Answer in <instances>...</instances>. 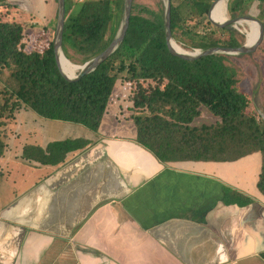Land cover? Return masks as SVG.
<instances>
[{
  "label": "crops",
  "instance_id": "1",
  "mask_svg": "<svg viewBox=\"0 0 264 264\" xmlns=\"http://www.w3.org/2000/svg\"><path fill=\"white\" fill-rule=\"evenodd\" d=\"M39 2L48 22L53 0ZM114 86L96 131L20 115L0 156V264H264L260 152L161 161L136 141L132 92ZM66 138L89 143L55 165L22 156ZM223 186L252 201L224 203Z\"/></svg>",
  "mask_w": 264,
  "mask_h": 264
},
{
  "label": "trees",
  "instance_id": "2",
  "mask_svg": "<svg viewBox=\"0 0 264 264\" xmlns=\"http://www.w3.org/2000/svg\"><path fill=\"white\" fill-rule=\"evenodd\" d=\"M213 1L170 0L173 40L198 51L242 45L230 24L217 26L209 20H196L207 15ZM252 2L259 9L255 18L264 31V0H227V9L235 16ZM64 8L61 49L69 61L82 64L114 38L124 0H64ZM16 9L17 3L0 0V156L6 145L4 122L21 108L96 131L115 82L121 78L132 92L137 143L161 161L224 160L259 151L261 169L256 186L264 195V119L256 115L248 94L238 89L239 66L226 53L194 59L171 53L165 39L163 0L154 6L132 0L122 41L93 70L74 80L59 70L54 38L42 48L25 49V26L36 24L17 21ZM45 27V32L51 28L54 35L55 29ZM201 106L218 120L194 124ZM88 143L83 138H66L51 141L45 148L25 145L22 156L55 165ZM223 192L226 204L245 206L252 201L227 186Z\"/></svg>",
  "mask_w": 264,
  "mask_h": 264
},
{
  "label": "rangeland",
  "instance_id": "3",
  "mask_svg": "<svg viewBox=\"0 0 264 264\" xmlns=\"http://www.w3.org/2000/svg\"><path fill=\"white\" fill-rule=\"evenodd\" d=\"M9 2L17 3V9L15 10L16 14V20L17 21H26L29 24H36V27L34 28H28L29 26L26 25L25 28V36L23 38V42L25 45L26 50H30L33 48H42L43 46H46L47 43L55 37L54 35H51V28L48 30V32L43 29L44 25L48 27H52V29H55L56 31V25H57V17H58V3L56 1L52 2V7L44 5V11L43 14L48 15L51 14L54 6L56 15L52 17H48V22L46 21V18L41 16L40 8H39V0H34L36 3L34 6L35 8L32 11L33 14H30L29 17H27L26 14H22L20 11L21 9L26 10L24 6H22V3L19 0H7ZM139 2H142L154 6L157 0H137ZM255 3V2H254ZM254 3H249L246 8H243L241 12L236 13L235 16H232L230 12L227 9V0H225V12L227 14V19H234V21L230 24L232 28L236 31V36L240 40L242 44H245L246 41V33L249 29L248 23L244 20H241L240 16L242 15H250L257 17L259 9L254 6ZM21 9H20V8ZM194 13V11H192ZM209 14H207L204 17H196V20H202L204 23L206 20H208ZM205 18V19H204ZM50 24V26H49ZM176 42V41H175ZM177 45H180L182 48H184L180 43L176 42ZM189 53H194L195 50L184 48ZM231 59L234 61L233 63H236L237 66H239L241 70V74L239 75V82L237 83L238 89L247 93L252 101V108H254V111L257 113L260 118L264 119V31L263 35L261 37V40L259 43L255 46V48L251 51L245 52L243 54H231ZM71 62V61H70ZM76 65H82L79 63H74ZM79 70H76L75 74L78 73ZM120 89V87H113V90ZM112 90V92H113ZM26 111V112H24ZM28 113L30 115H33L36 118V121L38 123H49V126L55 127L59 126L64 123L65 121L62 120H52L42 117L41 115H38L31 109H19L18 111H14V118L9 119L7 118L4 122V135L5 139L8 137H19L21 136V130L18 129V122L20 120V115L22 113ZM124 114H129V111L127 109H124ZM122 113V114H123ZM200 113L194 120V124H201V123H214L218 120L217 117L212 115L205 107H200ZM70 122V121H69ZM44 123V124H45ZM72 126H75V123L71 122ZM47 126V127H49ZM4 139V140H5Z\"/></svg>",
  "mask_w": 264,
  "mask_h": 264
},
{
  "label": "water",
  "instance_id": "4",
  "mask_svg": "<svg viewBox=\"0 0 264 264\" xmlns=\"http://www.w3.org/2000/svg\"><path fill=\"white\" fill-rule=\"evenodd\" d=\"M214 0L209 8V11L207 14H209L208 16V20L213 23L214 25L217 26H226L231 24L234 19H226L223 22H216L214 21L210 16V10L212 5L215 3ZM164 2V26H165V39H166V43L168 46V49L171 53L178 55L184 59H194L197 58L199 56H203V55H207V54H211V53H226V54H238V53H245L248 51H251L255 48V46L259 43V41L261 40V37L263 35V25L262 23L256 19L254 16H250V15H242L240 16L241 20H254L259 24V35H258V39L256 41L255 44L251 45V46H247L246 44H242L240 46L237 47H219V46H214V47H210L207 48L206 50L203 51H198L196 53H180L175 51L172 46L171 43L174 41L172 38V34H171V30H170V0H163ZM58 3V17H57V25H56V31H55V37H54V42H53V49L55 52V56H56V62L57 65L59 67V70L61 71V73L69 80H74L77 79L80 75L85 74L91 70H93L102 60H104L118 45L119 43L122 41L125 32L127 30L128 27V22H129V14H130V9H131V3L132 0H124V12H123V17L120 23V26L117 30V33L115 34L114 38L111 40V42L107 45V47L101 51L100 53H98L97 55H95L94 57H92L91 59L87 60L86 62H84L82 65H78L80 66V69L78 71L77 74H74L72 76H68L67 74H65L63 72V70L61 69V66L59 64V53L64 57V54L62 52L61 49V42H62V31H63V23H64V15H65V8H64V0H57ZM67 59V58H66ZM68 60V59H67Z\"/></svg>",
  "mask_w": 264,
  "mask_h": 264
},
{
  "label": "bare ground",
  "instance_id": "5",
  "mask_svg": "<svg viewBox=\"0 0 264 264\" xmlns=\"http://www.w3.org/2000/svg\"><path fill=\"white\" fill-rule=\"evenodd\" d=\"M220 4V5H219ZM217 11H216V15L214 16L212 14V12L214 11V9L217 7ZM210 14H211V18L216 21V22H223L227 19V14L225 12V0H217L215 1V3L212 5L211 10H210ZM214 16V17H213ZM248 23L249 29L246 33V41L245 44L247 46H251L253 44L256 43L257 39H258V35H259V24L254 21V20H244ZM172 48L180 53H189L187 50H185L184 48H182L180 45H177V43L175 41H173L171 43ZM59 59V64L61 66V69L63 70V72L65 74H67L68 76H72L75 74L76 70L80 69V66L73 64L72 62H70L69 60H67L66 58H64L60 53L58 56Z\"/></svg>",
  "mask_w": 264,
  "mask_h": 264
},
{
  "label": "built area",
  "instance_id": "6",
  "mask_svg": "<svg viewBox=\"0 0 264 264\" xmlns=\"http://www.w3.org/2000/svg\"><path fill=\"white\" fill-rule=\"evenodd\" d=\"M196 52H198V50H195V52H194V53H196Z\"/></svg>",
  "mask_w": 264,
  "mask_h": 264
}]
</instances>
